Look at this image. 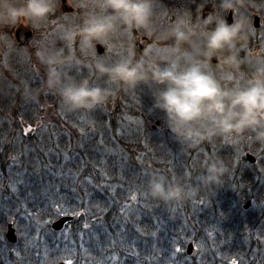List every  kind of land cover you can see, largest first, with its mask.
<instances>
[{"label": "trees", "instance_id": "16d2710c", "mask_svg": "<svg viewBox=\"0 0 264 264\" xmlns=\"http://www.w3.org/2000/svg\"><path fill=\"white\" fill-rule=\"evenodd\" d=\"M255 42L257 48H247L245 56L249 49L264 53L261 40ZM29 50V58L34 57V48ZM9 60L12 71L17 53ZM30 72L22 73L23 82L19 76H0V239L12 224L16 242L5 239L4 244L19 247L10 262L264 263V147L232 138L178 144L160 115L147 114L146 98L136 100L129 92L125 97L130 96V108L65 113L53 95L41 92L36 101L25 98L40 88L29 81ZM49 110L55 111L53 118L44 113ZM113 112L122 119L115 121ZM123 116L131 117L130 123ZM89 120L94 123L89 125ZM151 120L155 122L149 127ZM37 121L39 126L33 124ZM245 153L256 162L249 163ZM209 157L223 159L228 168L215 188L202 189L181 205L164 204L144 193L153 172L194 183ZM32 173L35 182L20 184ZM245 201L253 209H244ZM71 215L77 219L58 231L51 228L59 217ZM189 242L198 251L195 258L184 252Z\"/></svg>", "mask_w": 264, "mask_h": 264}, {"label": "clouds", "instance_id": "9594fccd", "mask_svg": "<svg viewBox=\"0 0 264 264\" xmlns=\"http://www.w3.org/2000/svg\"><path fill=\"white\" fill-rule=\"evenodd\" d=\"M68 3V0H67ZM206 4L212 11L202 15ZM156 0H84L79 22L65 29L60 40L79 55L59 51L41 57V87L26 94L36 101L41 92L58 98L65 113H91L113 102L120 91L149 89L151 112L163 114L164 124L178 144L196 146L218 139L250 140L264 147V53L248 52L253 26L248 14L252 0H211L187 12L175 24L156 27ZM75 15L79 0L69 5ZM61 0H0V46L9 47L5 29L36 27L54 16ZM232 14V23L226 20ZM140 32L154 47L140 58L114 63L99 61L97 45L117 33ZM215 61V63H213ZM248 71L243 72L242 68ZM87 72L106 86H93ZM86 123L93 124L89 120ZM228 172L223 159L209 157L195 182L149 173L143 191L152 200L181 205L202 189L221 184Z\"/></svg>", "mask_w": 264, "mask_h": 264}, {"label": "rangeland", "instance_id": "374dc122", "mask_svg": "<svg viewBox=\"0 0 264 264\" xmlns=\"http://www.w3.org/2000/svg\"><path fill=\"white\" fill-rule=\"evenodd\" d=\"M83 2H84V0H79V7H77L79 9V12L83 8ZM191 3H192V0H190V4ZM252 7H256V8L259 7L261 9L263 15H264V5L263 4H262V6H259L257 1H253ZM71 10L72 11L70 13L73 12L72 7H71ZM186 10H187V12H189V7H187ZM183 15H186V14L184 11H181L179 17L173 23L175 24L181 17H183ZM228 15H229V13H228ZM257 16L258 15L254 16V18H257ZM226 19H227V17H226ZM78 22H79V13L74 17L73 16H65V15L59 16V15L55 14L54 16L50 17L48 20L44 21L42 24L37 25L34 28L30 27L34 34H33V37H31V39L28 40L25 45H23L24 46L23 48H19V46L16 44H22L27 39H25L22 42L17 41V39L15 37V30L17 29V27L11 28V29H5L7 35L3 36L2 39L7 40L9 42L10 46L6 47L5 51L0 53V76H2V78L6 77V79H7V76L9 75V78H12L14 80H16V78H17L16 76H19V81L23 82L24 80L21 79V76L23 75L22 73H25L29 69V70H31V72L28 73V75H27L29 81L34 82L35 84H37L41 87V85L43 83V79H44V69H43V66L41 64V57L43 55L48 54V53H52V52H56V51H59L61 53L66 52L67 55H76V54L79 55V52H76V49H74L71 46L64 45L63 42L59 38L61 33L65 29L75 26ZM263 25H264V21L259 25V27L255 28L257 30H254V28L252 27L250 32L255 33V36H257L259 38V40H261V45L264 46V30L260 29V28H262ZM159 29L162 30L161 28H159ZM137 33L140 36L144 35L143 33H140V32H137ZM129 34L128 33L127 34L117 33L112 38V40L109 41V44H110L111 49H112L111 52H108L107 48H105V51H104V48L102 46L97 45V53L106 59V61H107L106 63H108V62L114 63L118 60H121V59L127 57V55L129 54V50L131 51V56H133V54H132L133 52H137V51H139V53L145 55L149 52V50L151 48H153L155 46L154 42H153V44L147 46L146 48H141V51L135 50L136 45L133 43ZM2 47L3 46H0V48H2ZM31 47L34 48V51L36 54L34 57L29 58V55H27V53H30L29 49H31ZM254 51L255 50L249 49V52H254ZM14 53L15 54L17 53L19 60H18L17 64L11 65L13 67V69L11 71V69L9 67L11 59L9 60V62H7V60ZM256 53H260L259 50ZM96 58L99 59V57H96ZM71 74L75 78H77V77L80 78V77L89 75L86 71L82 72V73H77L75 70H72ZM98 81H100V79L94 77V80L91 83L93 86L103 87V85H102L103 83H101V82L97 83ZM26 84H29V83L26 82ZM125 92L131 93L132 98H133V94H134V98L136 100L141 98L138 96L145 97L146 99L143 102L146 103L145 106L147 109H145V110L147 111V114L149 116L155 115V114L160 115V119L163 120V124H164V118H163L162 113H160V112H155V113L151 112L150 113V109L152 107L153 101H152L149 89H147L143 86H141V87H139L133 91H120L118 93L116 99L110 103V108L111 107L115 108V106L121 107V105L124 107L129 106V108H130V103H132V102L130 101V96L125 97L126 96ZM118 99H120V100H118ZM126 99L128 100V102ZM99 110H101V109H99ZM44 113L47 114V117L51 116L52 118L54 115H56L54 110L44 111ZM113 114L115 115L114 112H113ZM109 118H111V116ZM113 118L115 121H118V120L122 119V116L119 114H116L115 116H113ZM123 118L128 119L127 120L128 123H130V120H132V118L131 117L129 118V116L128 117L123 116ZM153 121L154 120H151L148 122L149 127H152V125L155 122V121L154 122ZM33 124L34 125L37 124L39 126L41 124V122L37 121V123H33ZM31 126H33V125H31ZM164 127L166 130H168L165 124H164ZM27 129H29V128H27ZM209 143H211V142H209ZM218 154H219V152L217 153V155ZM31 175H32V177L30 179L22 181V182H20V184L21 183L28 184L31 182H35L36 181L35 180V178H36L35 174L32 173ZM248 209H253V207L250 205V207ZM248 209H246V210H248ZM5 231L3 232V238H5ZM4 242H6L5 239L4 240L0 239V264H14L10 261H12V257L17 252L16 249L19 247L18 246L17 247H9L8 245L4 244ZM193 246L196 249L194 244H193ZM184 252H185V249H184Z\"/></svg>", "mask_w": 264, "mask_h": 264}, {"label": "flooded vegetation", "instance_id": "af4514ba", "mask_svg": "<svg viewBox=\"0 0 264 264\" xmlns=\"http://www.w3.org/2000/svg\"><path fill=\"white\" fill-rule=\"evenodd\" d=\"M65 1L67 2V0H65ZM61 2H62V0H61ZM76 2H77V0H68V4H70V5L75 4ZM257 2L259 4V6H262V4H264L263 3L264 0H259ZM201 3H203V0H192L191 4H190V0H156V5H155L156 13H157L156 14V20H155L156 27L158 29L161 28L163 30V29L168 28V26L173 25L174 24L173 22H175L177 20V18L179 17L181 11H184L185 14L187 13V10H186L187 7H189V12L192 13L191 19L195 20L196 19V15H195L196 7H197V5H199ZM217 3H218V0H217ZM72 9L74 11L73 7H72ZM75 12H76L75 15H69V16H73V17L76 16L79 13V9L76 8ZM64 13H70V12H64ZM64 13H59L57 11L56 14L59 15V16H64ZM248 14L252 17V20H254V16L258 15L257 17L259 18V22H258V26L257 27H259V25L263 22L262 18L264 17L261 9L259 7L256 8V7H252L251 6L250 9H249V13ZM19 27H26V26H19ZM252 27L254 28V21H253V26ZM26 28H28L30 30L31 37H33L34 33H33L32 29L30 27H26ZM129 35H130V38L132 39L133 43L136 45V46L134 45L135 48L136 47L138 48V46L141 47V48H146L147 46L153 44V42H154V41H151L149 39V37H147L145 35H142V36L138 35L137 32L130 33ZM31 37L28 38L27 40H25L24 43L17 44V45H19V46L25 45L27 43V41L31 39ZM256 39L259 40V38L257 36H255V40ZM254 53H256V52L254 51ZM246 154H248V153H245V156H246ZM252 157L254 158V161L249 162V163L254 164L256 162V158L254 156H252ZM247 202L249 203V206H248V208H249L250 205H251V201L243 202L242 207ZM248 208H245V209H248Z\"/></svg>", "mask_w": 264, "mask_h": 264}, {"label": "water", "instance_id": "95a60500", "mask_svg": "<svg viewBox=\"0 0 264 264\" xmlns=\"http://www.w3.org/2000/svg\"><path fill=\"white\" fill-rule=\"evenodd\" d=\"M212 9V6L211 4H207L204 9H203V13L202 15L206 16ZM71 7L68 6V4L66 3L65 0H62L61 2V8L60 10H58L59 13H64V12H71ZM227 22L230 24L232 21H231V13H229V15L227 16ZM254 26L257 27L258 26V22H257V18H254ZM15 37L17 39L18 42H22L24 41L25 39H28L31 37V32L28 28L26 27H18L16 30H15ZM99 48V47H98ZM215 61H213L214 63ZM107 109L110 108V105H106ZM246 159L249 161V162H252L254 161V158L249 155V154H246ZM249 206V203L247 202L243 208H248ZM76 220V216H61L59 217L57 220H55L52 224H51V228L53 230H60L62 229V227L69 221H75ZM5 239L11 243V244H14L16 242V235H15V230L12 226V224H8L7 225V229H6V232H5ZM185 254L187 256H189L190 258H195L196 255L198 254V251L194 248L192 242H189L187 243L186 247H185ZM57 264H64L63 262H58ZM264 264V263H263Z\"/></svg>", "mask_w": 264, "mask_h": 264}, {"label": "snow or ice", "instance_id": "6c2138e0", "mask_svg": "<svg viewBox=\"0 0 264 264\" xmlns=\"http://www.w3.org/2000/svg\"><path fill=\"white\" fill-rule=\"evenodd\" d=\"M205 3H211V0H203V3H201L202 5L203 4H205ZM103 48H104V51H105V48H107V51L108 52H111V46H110V44H109V41H106V42H104V45H103ZM93 55L95 56V57H99V61H101V62H107L106 61V59L104 58V57H102V56H100V54H98L97 52L96 53H93ZM125 58H128V59H131L132 58V56H131V51L129 50V54L127 55V57H125ZM124 59V58H123ZM109 63V62H108ZM110 64V63H109ZM136 195H132L131 196V199L133 200V201H135L136 200ZM85 227H87V224H85ZM176 251L177 252H179L180 251V249L179 248H177L176 249ZM109 259H111V260H115V256H112V257H109ZM64 264H73V260L72 259H70V258H67V259H64ZM232 264H236V261H232Z\"/></svg>", "mask_w": 264, "mask_h": 264}, {"label": "bare ground", "instance_id": "6f19581e", "mask_svg": "<svg viewBox=\"0 0 264 264\" xmlns=\"http://www.w3.org/2000/svg\"><path fill=\"white\" fill-rule=\"evenodd\" d=\"M253 1H255V0H252V2ZM185 16V15H184ZM262 20L264 21V17L262 18ZM231 21H232V14H231ZM261 21V20H260ZM257 22H259V18L257 17ZM232 23V22H231ZM261 30H264V25L262 26V28H260ZM254 30H256L255 28H254ZM247 48H257V46H256V42H255V33H251L250 32V35H249V38H248V41H247ZM133 54V58L134 57H138V58H140L141 56H143L144 54H141V53H139L138 51L137 52H133L132 53ZM137 54H139V56L137 55ZM240 55L243 57V56H245V51H242L241 53H240ZM93 80H91V82H92ZM99 82H101V80L100 81H98L97 83H99ZM101 83H104V82H101ZM103 85V84H102ZM103 86H106L105 84L103 85ZM71 216H76V219H77V215H71Z\"/></svg>", "mask_w": 264, "mask_h": 264}]
</instances>
